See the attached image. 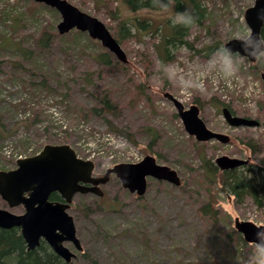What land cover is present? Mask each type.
<instances>
[{"label":"rangeland","instance_id":"374dc122","mask_svg":"<svg viewBox=\"0 0 264 264\" xmlns=\"http://www.w3.org/2000/svg\"><path fill=\"white\" fill-rule=\"evenodd\" d=\"M66 1L103 22L115 39L111 14L129 22L131 34L119 43L127 62L114 67L116 57L86 32L59 34L54 8L0 0V171L45 145L70 146L94 162L95 174L152 156L176 171L180 185L148 177L137 196L113 175L102 197L76 194L68 213L83 253L75 251L72 264H245L251 244L234 221L264 226V191L259 205L249 196L239 202L218 185L222 170L215 160H246L234 172L251 177L248 168L264 157V61L234 54V68L226 71L220 60L228 40L250 31L243 15L254 0H198L205 11L185 38L189 45L169 46L164 66L158 53L172 33L168 14L131 11L118 0ZM180 2L188 10L187 0ZM106 52L108 65L100 59ZM164 93L184 107L196 104L206 127L229 143L197 142ZM104 96L113 105L108 113L101 108ZM222 104L258 126L230 127ZM208 202L216 211L212 219L199 212ZM0 208L20 213L1 199Z\"/></svg>","mask_w":264,"mask_h":264},{"label":"water","instance_id":"95a60500","mask_svg":"<svg viewBox=\"0 0 264 264\" xmlns=\"http://www.w3.org/2000/svg\"><path fill=\"white\" fill-rule=\"evenodd\" d=\"M17 1H33L54 8L61 16V21L57 25L59 34L74 29L86 32L91 39L99 41L101 46L113 54L118 61L127 62L120 44L105 24L80 11L66 0ZM243 17L252 38L248 39L246 36L243 40L230 39L223 48L247 58L250 62H255V54L264 51V43H261L260 35L264 23V0H254L253 5L244 11ZM260 78L264 84V72L260 73ZM163 97L173 103L185 131L197 142L216 140L223 144L229 143L230 139L227 135L206 127L199 117V108L196 105L191 104L185 108L171 94L164 93ZM222 116L233 128L255 127L259 124L254 119L232 115L226 107L222 109ZM215 164L220 170L226 171L244 166L247 161L223 155L216 158ZM93 170V161L79 158L68 145H45L36 155L18 159L14 169L0 171V199L5 202L8 209L22 205L25 211L23 214H14L0 208V228H19L27 250L35 248L39 239L43 238L57 255L69 262L73 254L62 245L63 241H71L77 250H82L75 235L74 220L67 212L76 194L91 193L102 197L100 186L108 181L110 174L120 181L123 189L137 196L145 193L148 177L175 186L180 185L175 170L157 164L155 158L149 155L136 163L115 164L112 168H108L102 177L92 175ZM51 193H57L63 202H49L48 197ZM261 227L264 226L237 218L234 221L236 231L250 244L253 232Z\"/></svg>","mask_w":264,"mask_h":264},{"label":"trees","instance_id":"16d2710c","mask_svg":"<svg viewBox=\"0 0 264 264\" xmlns=\"http://www.w3.org/2000/svg\"><path fill=\"white\" fill-rule=\"evenodd\" d=\"M181 0H175V8L177 11H182L183 5ZM98 3H100L98 1ZM121 3L127 6L131 11H136L143 8L158 10L155 8L153 0H121ZM188 11L195 18V23H199L200 19L204 15V9L201 8L198 0H187ZM119 13L113 12L111 18L116 20V32L117 41L121 43L124 41L131 33L129 22L121 19L118 15ZM140 29H146L147 25L143 21L137 22ZM194 25V24H193ZM193 25L183 26L174 25L170 22L172 28V33L168 36H164L163 44L159 49L158 56L161 60V65L164 66L168 61L171 60L169 46L177 43L189 45L185 38L189 34V31ZM135 27V25H133ZM261 38H264V23L261 28ZM223 52V50H222ZM109 54L106 52L101 55L100 59L105 63L109 64ZM117 60L114 67L122 66ZM124 64V63H123ZM113 105L108 101L105 96L102 99L101 108L104 112H110ZM219 106V105H218ZM223 104L221 105V107ZM221 109V108H220ZM230 110V108H228ZM111 130H115L110 122H108ZM126 135V134H125ZM127 136V135H126ZM129 137V136H128ZM131 139V137H129ZM249 172L252 174L251 177L242 176L241 174H236L233 170L222 171L220 174V179L218 180V185L222 188H226L239 202L244 196H249L252 200L259 205L260 199L258 195L262 190L264 191V157L259 161L257 165H251L248 168ZM212 175V171H210ZM212 180H215L214 177ZM211 181V180H210ZM201 215H209L210 218H214L215 210L211 202H208L204 207L199 209ZM0 264H65L61 262L51 251L45 250L42 246L34 248L32 250H26L21 236L15 232V229H1L0 228Z\"/></svg>","mask_w":264,"mask_h":264},{"label":"clouds","instance_id":"9594fccd","mask_svg":"<svg viewBox=\"0 0 264 264\" xmlns=\"http://www.w3.org/2000/svg\"><path fill=\"white\" fill-rule=\"evenodd\" d=\"M153 3L155 8L169 15L172 24L183 26L195 24V18L187 9L184 11L174 10L175 0H153ZM245 36L248 39L252 38L250 31L246 35H240V38L243 40ZM261 43H264V38H261ZM255 58L257 61H264V51L255 54ZM220 60L226 71L234 68V54L230 50L224 49ZM245 264H264V227L257 228L253 232L251 248L247 254Z\"/></svg>","mask_w":264,"mask_h":264},{"label":"flooded vegetation","instance_id":"af4514ba","mask_svg":"<svg viewBox=\"0 0 264 264\" xmlns=\"http://www.w3.org/2000/svg\"><path fill=\"white\" fill-rule=\"evenodd\" d=\"M191 105V104H190ZM189 105V106H190ZM194 105H196V104H194ZM188 106V107H189ZM197 106V105H196ZM198 107V106H197ZM199 108V107H198ZM223 108H225L224 106H222V108H221V114H222V109ZM227 108V107H226ZM228 109V108H227ZM230 112H231V114L232 115H234L233 113H232V111L231 110H229ZM247 165V164H246ZM246 165H244V166H246ZM94 168H95V165H94ZM105 172H106V170L103 172V173H100V174H95L94 173V170H93V174L92 175H94V176H96V177H102L104 174H105ZM111 176H113V174H110L109 175V179H110V177ZM109 179H108V181H109ZM107 181V182H108ZM106 182V183H107ZM100 188H101V190H102V185L100 186ZM91 195V193H87V194H81V195ZM94 195V194H93ZM48 201L49 202H63V200L60 198V196L57 194V193H51L50 195H49V197H48ZM70 206H71V204L69 205V208L67 209V212H68V210L70 209ZM16 209H19L20 210V213L19 214H23L24 213V211H25V208H24V206H22V205H19V206H17V207H15ZM12 209H14V208H12ZM69 214V213H68ZM13 229H15V232L16 233H18L19 235H20V230H19V228H13ZM75 235H76V233H75ZM21 236V235H20ZM76 237H77V235H76ZM22 238V237H21ZM77 239L79 240V238L77 237ZM22 241H23V243H24V247H25V249L27 250V248H26V243L24 242V240L22 239ZM79 243H80V245H81V242H80V240H79ZM62 245L65 247V248H67L68 249V251L71 253V254H73L72 255V257H71V260L69 261V262H66L61 256H59V255H57L54 251H53V249L50 247V245L43 239V238H40L39 239V243H38V245L35 247V248H38V247H40V246H42L45 250H48V251H51L52 252V254H54L61 262H63V263H65V264H72V262L76 259V257H77V255H76V253H75V251H78L80 254H82L83 253V247H82V245H81V248H82V250L81 251H79V250H77V248H76V246H75V244L73 243V242H71V241H63L62 242ZM34 249V248H33ZM32 250V249H31Z\"/></svg>","mask_w":264,"mask_h":264},{"label":"crops","instance_id":"0c3cea01","mask_svg":"<svg viewBox=\"0 0 264 264\" xmlns=\"http://www.w3.org/2000/svg\"><path fill=\"white\" fill-rule=\"evenodd\" d=\"M118 1H120V2H121V0H118Z\"/></svg>","mask_w":264,"mask_h":264}]
</instances>
